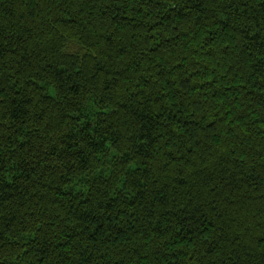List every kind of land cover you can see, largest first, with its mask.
Here are the masks:
<instances>
[{
    "label": "trees",
    "instance_id": "obj_1",
    "mask_svg": "<svg viewBox=\"0 0 264 264\" xmlns=\"http://www.w3.org/2000/svg\"><path fill=\"white\" fill-rule=\"evenodd\" d=\"M0 264H264V0H0Z\"/></svg>",
    "mask_w": 264,
    "mask_h": 264
}]
</instances>
